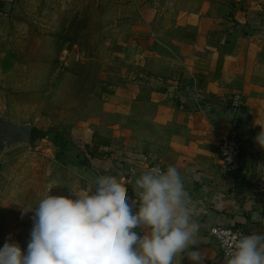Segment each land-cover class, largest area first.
<instances>
[{
  "label": "crops",
  "instance_id": "0c3cea01",
  "mask_svg": "<svg viewBox=\"0 0 264 264\" xmlns=\"http://www.w3.org/2000/svg\"><path fill=\"white\" fill-rule=\"evenodd\" d=\"M124 1L142 62L132 78L98 88L103 114L71 135L67 184L81 196L100 175L117 176L132 203L142 173L176 166L199 224L189 250L203 252L204 264H226L209 230L264 232V149L254 142L264 128V0ZM235 94L244 102L239 117ZM232 123L241 168L222 177L219 139ZM173 264L192 262L185 252Z\"/></svg>",
  "mask_w": 264,
  "mask_h": 264
},
{
  "label": "rangeland",
  "instance_id": "374dc122",
  "mask_svg": "<svg viewBox=\"0 0 264 264\" xmlns=\"http://www.w3.org/2000/svg\"><path fill=\"white\" fill-rule=\"evenodd\" d=\"M133 16L124 0H0V117L41 134L0 156V246L26 248L33 214L21 210L49 194L75 199L71 135L102 116L99 87L138 74Z\"/></svg>",
  "mask_w": 264,
  "mask_h": 264
},
{
  "label": "clouds",
  "instance_id": "9594fccd",
  "mask_svg": "<svg viewBox=\"0 0 264 264\" xmlns=\"http://www.w3.org/2000/svg\"><path fill=\"white\" fill-rule=\"evenodd\" d=\"M254 142L264 149V128ZM123 184L100 175L85 195L49 194L36 207L20 209L22 217L33 214L30 238L22 249L9 237L0 246V264H173L185 252L192 264H204L203 252L189 250L199 224L176 166L142 173L132 203ZM226 254V264H264V232L231 236Z\"/></svg>",
  "mask_w": 264,
  "mask_h": 264
},
{
  "label": "built area",
  "instance_id": "2783aa9c",
  "mask_svg": "<svg viewBox=\"0 0 264 264\" xmlns=\"http://www.w3.org/2000/svg\"><path fill=\"white\" fill-rule=\"evenodd\" d=\"M244 102L240 94H235L231 98L230 106L236 116H241ZM233 130L229 135L219 139V173L222 177L235 175L240 171V158L242 155V139L237 129V124L232 123ZM245 231L242 229H231L224 227H216L209 230L208 234L217 242L222 255L227 258L226 245L229 243L231 236Z\"/></svg>",
  "mask_w": 264,
  "mask_h": 264
},
{
  "label": "water",
  "instance_id": "95a60500",
  "mask_svg": "<svg viewBox=\"0 0 264 264\" xmlns=\"http://www.w3.org/2000/svg\"><path fill=\"white\" fill-rule=\"evenodd\" d=\"M34 128L31 124H20L10 117H0V156L12 149L31 147Z\"/></svg>",
  "mask_w": 264,
  "mask_h": 264
},
{
  "label": "trees",
  "instance_id": "16d2710c",
  "mask_svg": "<svg viewBox=\"0 0 264 264\" xmlns=\"http://www.w3.org/2000/svg\"><path fill=\"white\" fill-rule=\"evenodd\" d=\"M39 137H41V134H39V132H37L36 130H34V132H33V139H36V138H39Z\"/></svg>",
  "mask_w": 264,
  "mask_h": 264
}]
</instances>
